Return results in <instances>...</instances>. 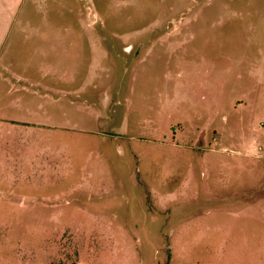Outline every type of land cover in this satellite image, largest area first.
Wrapping results in <instances>:
<instances>
[{
    "label": "rangeland",
    "instance_id": "obj_1",
    "mask_svg": "<svg viewBox=\"0 0 264 264\" xmlns=\"http://www.w3.org/2000/svg\"><path fill=\"white\" fill-rule=\"evenodd\" d=\"M10 16L0 264H264V0Z\"/></svg>",
    "mask_w": 264,
    "mask_h": 264
},
{
    "label": "crops",
    "instance_id": "obj_2",
    "mask_svg": "<svg viewBox=\"0 0 264 264\" xmlns=\"http://www.w3.org/2000/svg\"><path fill=\"white\" fill-rule=\"evenodd\" d=\"M20 3V0H0V40L7 32V27L12 22V10Z\"/></svg>",
    "mask_w": 264,
    "mask_h": 264
}]
</instances>
